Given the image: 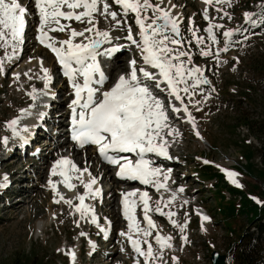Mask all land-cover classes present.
<instances>
[{
	"label": "snow or ice",
	"instance_id": "6c2138e0",
	"mask_svg": "<svg viewBox=\"0 0 264 264\" xmlns=\"http://www.w3.org/2000/svg\"><path fill=\"white\" fill-rule=\"evenodd\" d=\"M204 3L209 6L214 3L230 5L231 0H204ZM114 4L120 6L124 16H127L129 12L135 15V24L138 27L137 37L133 36L131 25L126 28V36H112V29L120 30L124 27L125 21L117 18L116 11L110 10L111 5L108 0H34V7L38 10L36 39L55 54L63 68V74L68 78L74 90V98L71 101L72 140L81 148L85 145L96 146L105 161L118 166L119 170L116 173L118 177L139 180L145 185L152 184L157 191L160 189L168 191L167 182L170 179L171 169L164 171L160 167L153 166L151 161L146 159V154L155 153L157 156L172 158L168 152L169 138L174 139L179 130L170 123L169 111L177 115L187 114L188 121L195 128L194 119L184 97H188V103L199 105L202 101L194 100L193 97L200 85L210 84V81L201 67L189 66L191 64L190 52L181 47H174L183 45L184 41L180 38L178 16L173 13L177 5L173 4L172 0H155V2L154 0H114ZM261 7L264 8V4ZM216 10L222 11L221 8ZM27 14V6L19 0H0V48L5 50L4 57L8 61L16 56L20 45L24 43ZM94 14H99L106 21H110V28L100 29ZM203 15L204 19L209 21L208 27L204 29L208 34L207 38L198 35L196 29L191 30L192 37L197 45L205 44L206 40L210 41L207 47L201 48L200 54L202 56L211 55L218 59L220 51H228L232 36L239 29L225 30L223 36L227 43L223 49L218 48L213 53L212 44L218 43L214 29L222 28L223 25L210 22L207 7ZM255 15L252 12L244 13L245 19L253 26L258 23L264 24V11L259 14V21L253 19ZM62 20H75L86 26L78 31L62 23ZM54 31L61 33L67 31L69 36L67 39L57 40L50 36V32ZM85 33L91 35L85 36ZM77 37L83 39L76 41ZM113 39H126L135 45L145 67H137L136 59H131L128 62V72L119 75L116 82L110 88L105 89L103 86L109 77L101 68L97 58L101 54L100 46L111 44ZM9 48H11V53L8 52ZM119 50V45H113L104 50V55L111 56ZM4 57H0V73L5 69ZM182 57L186 59H181ZM41 71L43 76L40 78L44 80L45 89H47L52 77L49 75V70L43 67L42 60ZM14 75L16 79H19V73ZM165 91L168 93L167 97L162 99L157 95V92ZM47 94V91L43 90L38 93L35 88L28 93L33 101H36L39 95ZM207 98V96L204 97L205 100ZM173 100L179 101V106L175 105ZM20 113V116L6 123L14 136L27 142V138L21 135L18 125L24 116L31 115V111L24 108L20 110ZM39 115L43 117V113ZM27 130V126H24L23 131ZM196 135H200L198 131ZM3 143L8 144V137L3 138ZM117 153H134L136 158L116 155ZM205 163L209 162L205 161ZM58 166L69 167L58 171ZM71 170L79 174L76 179L83 184L85 192L77 196L79 203L74 205L73 200L65 199L58 191L57 183L50 179L48 183L55 195L59 197L54 202L59 203L62 200L70 207H74L81 219L91 214V222L98 223L94 210L85 203L86 198L95 197L100 192L99 189H93L97 178L91 176L89 169H79L72 161L61 158L54 163L51 175L63 177L64 186L71 190L76 187V184L70 182L72 177L68 173ZM85 173L89 177L87 182L82 179ZM227 174L230 178L238 175L232 171H227ZM232 182L238 183L235 179ZM178 191L183 192L184 188L180 187ZM122 195L124 196L123 214L129 221V232H121V235L126 236L133 251L144 258L143 264H154L157 260L163 261L164 250L172 248V237L162 235L157 230L154 239L158 249L154 252L153 244L147 238L153 236V230L157 229V225L148 213L154 210L161 215H166L171 223L183 232L187 227V220L183 224H178L175 219H172L178 213L170 209V205L176 200L177 193L172 192L167 199L161 197L156 201L154 209L149 203L148 193H140L139 201L143 208V219L147 222L146 228H141L136 221L137 201L129 199V197L136 196V193H123ZM161 205L169 208V211L163 212ZM208 220L210 217L203 215L201 226L203 227V222ZM133 230L137 235L132 234ZM80 235L84 236L86 233L81 232ZM183 238L187 240L186 236ZM143 245H146V248ZM68 254L74 262L76 253L70 251ZM136 264H141L139 259Z\"/></svg>",
	"mask_w": 264,
	"mask_h": 264
},
{
	"label": "rangeland",
	"instance_id": "374dc122",
	"mask_svg": "<svg viewBox=\"0 0 264 264\" xmlns=\"http://www.w3.org/2000/svg\"><path fill=\"white\" fill-rule=\"evenodd\" d=\"M176 1L180 3V7L186 5L185 9L189 11L186 0ZM247 1L251 2V8H249ZM247 1L243 4L245 5L244 10H241L243 8L241 0H231V4H226L225 6V13H228V15L220 13L214 14V22L218 25H223L219 30L221 33L228 29H241L243 26L249 27L251 25L245 19L244 13H255V11L263 9L261 5L264 4V0ZM190 6L194 11L199 13L196 4ZM198 19H201L200 15H198ZM246 29L249 32V28ZM248 36L241 46L236 47L234 45L228 48L230 49V53L221 51L219 57L224 62L220 63V66H215V69L218 68L219 72L207 67L209 72H213V80L216 83L215 89L218 91L216 93H212V91L206 92L205 96L210 98L200 100L202 103L199 106L192 104L191 110L195 113L196 120L201 125V133L204 135L202 137L206 141L203 138L202 140L196 138L195 134L189 128H176L179 130L177 137L180 145L179 148L187 163L181 175L187 179L188 174L195 171L194 168L200 171V168H197V164L195 163L196 156L201 158L204 165H209L205 163V161H208L210 164H213L211 166L216 168L220 164L223 166L226 164H236L237 160L245 156L247 148L250 147L249 145L255 147L258 145L260 147L261 145L262 147L264 143V140L262 138L260 139L261 127L256 123L264 119V76L255 74L256 67H258L257 62L263 61L264 63V34L262 32H249ZM238 40L239 36L235 44ZM225 43L227 42L225 41L221 44V49L224 48ZM37 51L41 50L29 49L25 60L21 64L11 69V65L5 68L4 80L0 82V182L2 180L4 181L5 177L11 175L12 170H16L18 167L16 163L11 164L10 161H1L7 152L5 147L8 145L3 143V138H9L6 122L11 121L18 115L21 108L30 104L32 98L28 93L33 88L41 87V84L38 83L41 75L35 67V60L32 61ZM4 53L5 50L0 48V57H4ZM42 55L43 53H40V56ZM210 60H212L211 57L203 58L201 59V63H206ZM121 61H124V59ZM260 68L261 64L259 65ZM16 72L21 76L19 79H16L14 75ZM25 73L29 75H25ZM2 74L3 72L0 73V81ZM57 87L60 89L63 88L60 84ZM63 97H65V94ZM177 138L175 137L172 140L176 143ZM65 151H69V149H65ZM253 153L254 156L250 152L252 158L249 164H252L251 173L254 176H249L247 181L254 185L256 183L262 185V191L264 192V181L261 183L258 179L260 178L258 175L259 172L264 174V166L262 164L263 156L257 151ZM12 159L18 162L16 158ZM87 163L91 170L93 167H97V165L99 167L96 158L91 156H89ZM245 164V161H243V165ZM24 166L27 167L28 165ZM103 168L104 166L100 168L101 172ZM214 172H217V169ZM48 173L49 171L47 170L41 174V185L44 184L43 182H46ZM204 173H206V177H212L207 171ZM208 180L211 179H205L208 183L213 184L215 182V180ZM188 181H190L191 190H194L192 196L193 201L197 202L196 206L208 208L210 211L215 210L217 207L225 209V203L221 202L219 195L215 196L217 194L215 191L216 185L213 187L209 185L204 187V185H200V183L195 182L190 177L187 183ZM29 185H31V182H29ZM24 192L29 201L25 202L21 207H17L16 205V211L5 215L4 220H0V264H18L17 262L23 261L24 258H30L29 262L25 264H65L70 248L76 246L77 241L83 240L80 233L83 231L93 233V229L83 223H79L72 216L71 212L66 210L67 207L52 204V192L46 188L30 191L32 193L31 196L27 190L24 189ZM187 193L183 198L187 197L190 200L191 196ZM113 204L115 209L116 203L113 202ZM181 208L190 207L183 205ZM229 209L232 212L233 218L237 220L236 208ZM246 209L248 212H253L252 208ZM51 212L58 214V217L53 223L49 222ZM220 215L222 218L230 216L228 208L223 213H220ZM1 217L2 211L0 212ZM254 220L255 218L251 219V223ZM40 222L44 223V228L42 227L41 230L38 228ZM224 222L227 223L229 229L233 230H240L242 224L246 223L245 219L241 220V222L240 219L237 221L225 220ZM220 227L221 237L218 235L220 228L214 229V235L216 236L214 246L215 251H218L221 255H225L229 240L226 239V227L224 225ZM245 227V229L249 228L247 225ZM192 230H194V226H192ZM93 237L96 238V235L94 234ZM170 259L174 264H177L173 257ZM183 259L185 260V264H204V261L198 260L195 257ZM235 264H237L236 260Z\"/></svg>",
	"mask_w": 264,
	"mask_h": 264
},
{
	"label": "bare ground",
	"instance_id": "6f19581e",
	"mask_svg": "<svg viewBox=\"0 0 264 264\" xmlns=\"http://www.w3.org/2000/svg\"><path fill=\"white\" fill-rule=\"evenodd\" d=\"M203 2H204V0L202 1L201 0V4H203ZM30 3V2H29ZM32 7H34V5H31ZM27 7L29 8L30 7V5L28 4L27 5ZM206 7L208 8V15H210V13H211V5L209 6V5H206ZM206 7H204V9L206 8ZM183 9H180V8H175V9H173V13L174 14H176L177 16H178V19H179V24H181L183 21H184V19H185V14H183ZM41 48L40 47H38V50H40ZM123 49V48H122ZM5 60H6V62H5V64L6 63H10V62H13V63H15V62H17L18 61V55L16 54V56H14L13 57V59L11 60V61H8L7 60V58H5ZM16 73H18V72H16ZM52 80V79H51ZM51 87H52V85H51ZM45 91H47V92H50V95H52V94H54L53 92L55 91L54 89H52V90H48V89H46ZM47 99V96L46 95H42L41 97H40V101L39 102H36L35 104H36V106H31L30 108H28V109H30V111H31V115H27V116H24L22 119H21V121H20V124L18 125V129L19 130H21V135H23L24 136V132H26V134L28 135V134H31V132H32V130H33V124H34V122H35V119H34V115H36L37 113H39L40 111H42L41 110V108H42V104H43V101L44 100H46ZM50 109H53V107H51ZM46 112V111H45ZM169 119H170V123L172 124V126H173V124H174V122H176V121H174L173 123H172V119L169 117ZM179 121H181L180 119H179ZM195 122V128H193V125H192V123L191 122H189L188 121V124H189V127H190V129L196 134V132L198 131L199 132V138L201 137V133H200V130H199V128H198V126H197V123H196V121H194ZM24 126H27V128H28V130L27 131H23V128H24ZM176 137V136H175ZM61 138H62V136H61ZM19 139H20V137H18V136H14L13 138H12V141H11V145L13 144V143H16V142H18L19 141ZM173 138H169V145H174L175 144V141H173L172 140ZM202 139V138H201ZM22 141V140H21ZM20 141V142H21ZM72 146V151L73 152H75V149H74V145L73 144H71L68 148L70 149V147ZM60 149H62V150H64L65 148L63 147V146H57V149H56V151H58V150H60ZM61 150V151H62ZM95 150V149H94ZM94 150H91V153L92 154H95V152H94ZM7 153V152H6ZM88 156H90V155H88ZM74 157H76V155L74 156ZM60 158V155H58V159ZM91 160V159H90ZM10 162H15V159H12ZM178 166V165H177ZM28 167V166H27ZM63 168H66L65 166H63ZM63 168L62 167H60V166H58V169H60V170H63ZM84 168H88V169H90L87 165L85 166H82V168L80 167L79 169H84ZM117 170V169H116ZM115 169H114V172L116 171ZM90 171H92L91 169L89 170V172ZM73 172L76 174V175H79L75 170H72V171H69V175L72 177V179H71V183H74L73 182V178H74V174H73ZM14 174H16V172L14 173ZM47 174V173H46ZM92 174V173H91ZM92 176V175H91ZM112 177V176H111ZM59 178H60V180L61 181H63V177H61V176H59ZM82 179L85 181V182H87L88 181V179H89V177H88V174L87 173H85L84 175H83V177H82ZM111 180H112V178H111ZM113 181L114 182H116L115 181V179H113ZM47 185V184H46ZM82 186H83V184H81ZM2 186H5V182H3V184H2ZM48 187H49V185H47ZM84 187V186H83ZM96 187V184L95 185H93V189ZM47 189V188H46ZM65 189H66V191L69 193V198L68 199H71V200H74V198L76 197V194H75V188L74 189H68V188H66L65 187ZM85 189V188H84ZM154 194H155V197L156 198H158V200L160 199V197H164V189H160V191H157V189L154 187ZM185 195H183V197H184ZM184 199V201H187L188 203H189V199L187 198V197H185V198H183ZM52 200V199H51ZM177 200V199H176ZM106 200L104 199L103 200V202H105ZM103 202H102V204H103ZM182 203H183V201H182ZM24 204H19V203H17V207H21V206H23ZM111 207L112 208H114V204H112L111 205ZM161 207H162V210L164 211V212H167V208H165V207H163V205H161ZM115 208H116V205H115ZM19 209V208H18ZM203 215H206V216H208V213H206V212H204L203 214H201L200 212H199V217L201 218V220H202V216ZM173 219V218H172ZM209 221V220H208ZM208 221H204V222H208ZM50 222V221H49ZM99 222V221H98ZM167 223H170V224H172L171 223V221L169 220V218H168V220H167ZM190 225H192V223L190 224ZM42 227L44 228V223L43 222H40V224H39V230H41L42 229ZM190 229H192V226L190 227ZM198 229V227L197 226H194V230H197ZM107 230H109V231H113L112 230V228L111 227H108L107 228ZM116 264H121V261H119L118 263H116Z\"/></svg>",
	"mask_w": 264,
	"mask_h": 264
},
{
	"label": "trees",
	"instance_id": "16d2710c",
	"mask_svg": "<svg viewBox=\"0 0 264 264\" xmlns=\"http://www.w3.org/2000/svg\"><path fill=\"white\" fill-rule=\"evenodd\" d=\"M261 64V68L259 69V65ZM256 65V63H255ZM258 67H256V75H261L264 76V63L262 62H257ZM259 127H261L260 131V139L262 138L264 140V119L260 122H256ZM263 149L259 150V152L262 154V163L264 165V143H263ZM250 152L252 153V155L254 156V153L251 149H247V152L245 153V159L250 161L252 156L250 155ZM245 170L247 171V173L252 176L253 174L251 173L252 170V164H249ZM258 175L260 176V178H258L259 180H264V174L263 173H258ZM247 190L249 193L251 194H258V195H264V192L261 191L259 189V187L257 185L252 184L251 182L247 183ZM231 193H236L237 190L234 189H230ZM242 206H240L239 208H241V211H247L246 208H252V213H254L256 216H264V205L262 206H257L256 203H252V201L246 197L243 196V200H242ZM226 208H238L236 206V203L233 202L231 203L229 206H227ZM229 212H231V210L229 209ZM264 230V228H263ZM237 262L239 264H264V249L261 248V245L258 246V244H248L243 246L241 253H239L237 255Z\"/></svg>",
	"mask_w": 264,
	"mask_h": 264
},
{
	"label": "water",
	"instance_id": "95a60500",
	"mask_svg": "<svg viewBox=\"0 0 264 264\" xmlns=\"http://www.w3.org/2000/svg\"><path fill=\"white\" fill-rule=\"evenodd\" d=\"M224 260H225L224 256H216L215 257V264H225Z\"/></svg>",
	"mask_w": 264,
	"mask_h": 264
}]
</instances>
